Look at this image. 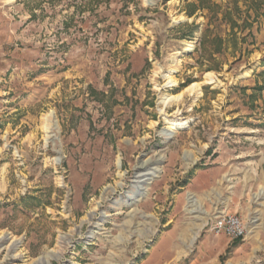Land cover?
<instances>
[{"label": "rangeland", "instance_id": "rangeland-1", "mask_svg": "<svg viewBox=\"0 0 264 264\" xmlns=\"http://www.w3.org/2000/svg\"><path fill=\"white\" fill-rule=\"evenodd\" d=\"M0 264H264V0H0Z\"/></svg>", "mask_w": 264, "mask_h": 264}, {"label": "bare ground", "instance_id": "bare-ground-1", "mask_svg": "<svg viewBox=\"0 0 264 264\" xmlns=\"http://www.w3.org/2000/svg\"><path fill=\"white\" fill-rule=\"evenodd\" d=\"M146 1V0H145ZM150 3H153L155 0H147ZM171 73L172 71H168L164 74V77L167 79V83L171 86H174L176 84V81L174 79H172L171 77ZM206 79L209 83H213L214 82V76L211 72L206 73ZM198 87L197 84H193L191 86H189L186 90L189 92L194 91L196 88ZM182 97V93L176 95V96H164L163 98H161L160 100V104L162 105V107L164 108L165 106H167V104H169L170 102H175L178 103L179 99ZM182 122H177V121H171L170 122V129L169 131L172 132V130L178 129L182 126ZM170 134V133H169ZM149 169V170H148ZM156 168L153 167H147L143 172H141L140 174L137 175V181L136 183L139 182H145L148 178V176L153 175V171H155ZM151 170V171H150ZM134 201H138L135 198H132ZM194 201L193 196H189L188 197V202L192 204V202ZM197 236V233L194 231L193 235H192V240H194ZM61 238V237H60Z\"/></svg>", "mask_w": 264, "mask_h": 264}, {"label": "built area", "instance_id": "built-area-1", "mask_svg": "<svg viewBox=\"0 0 264 264\" xmlns=\"http://www.w3.org/2000/svg\"><path fill=\"white\" fill-rule=\"evenodd\" d=\"M210 229L215 234H224L230 239L240 238L245 234V225L236 214L217 215L211 222Z\"/></svg>", "mask_w": 264, "mask_h": 264}]
</instances>
